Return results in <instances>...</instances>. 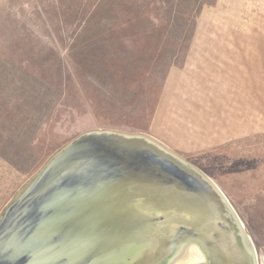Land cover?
I'll list each match as a JSON object with an SVG mask.
<instances>
[{"label":"rangeland","instance_id":"obj_1","mask_svg":"<svg viewBox=\"0 0 264 264\" xmlns=\"http://www.w3.org/2000/svg\"><path fill=\"white\" fill-rule=\"evenodd\" d=\"M214 2L0 0V156L20 174V187L82 132L152 136L169 78L187 68L196 22ZM181 155L211 171L203 153ZM260 162L246 157L242 174ZM213 167L219 178V161ZM238 210L264 264V214Z\"/></svg>","mask_w":264,"mask_h":264},{"label":"water","instance_id":"obj_2","mask_svg":"<svg viewBox=\"0 0 264 264\" xmlns=\"http://www.w3.org/2000/svg\"><path fill=\"white\" fill-rule=\"evenodd\" d=\"M0 264H260L220 187L146 133L91 129L0 212Z\"/></svg>","mask_w":264,"mask_h":264},{"label":"crops","instance_id":"obj_3","mask_svg":"<svg viewBox=\"0 0 264 264\" xmlns=\"http://www.w3.org/2000/svg\"><path fill=\"white\" fill-rule=\"evenodd\" d=\"M186 67L169 78L151 135L178 153H203L211 170L205 173L236 211L263 215L264 0H215L205 7ZM246 157L263 158L249 175L240 166ZM217 161L219 178L211 174ZM19 187L20 174L0 156V211Z\"/></svg>","mask_w":264,"mask_h":264}]
</instances>
